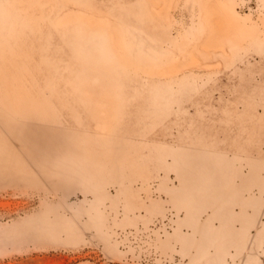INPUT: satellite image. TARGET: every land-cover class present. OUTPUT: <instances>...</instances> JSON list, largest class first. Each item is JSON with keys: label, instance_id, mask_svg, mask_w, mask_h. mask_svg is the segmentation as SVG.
Here are the masks:
<instances>
[{"label": "rangeland", "instance_id": "374dc122", "mask_svg": "<svg viewBox=\"0 0 264 264\" xmlns=\"http://www.w3.org/2000/svg\"><path fill=\"white\" fill-rule=\"evenodd\" d=\"M0 264H264V0H0Z\"/></svg>", "mask_w": 264, "mask_h": 264}]
</instances>
